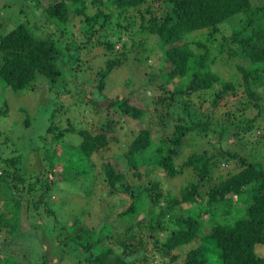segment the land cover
Segmentation results:
<instances>
[{"label":"trees","instance_id":"1","mask_svg":"<svg viewBox=\"0 0 264 264\" xmlns=\"http://www.w3.org/2000/svg\"><path fill=\"white\" fill-rule=\"evenodd\" d=\"M48 1L43 6L40 0L0 3V86L10 91L26 90L28 96L39 95L44 139L51 137L45 148L48 165L44 169L40 163L39 172L26 173L21 171L19 156L3 149L8 138L0 130V232H5L0 264L54 262L36 247L44 233L39 225L46 216L53 217L49 229L53 243L61 249L55 257L58 262L69 257V264H136L139 260L146 264L148 250L144 247L150 238L155 252L168 256L171 264L180 257L172 252L193 241L197 243L185 252L182 264H264V256L257 252L258 245H264V156L243 153L242 146L224 149L222 144L230 137L238 145L248 144L250 134L261 127L262 134L252 143L264 146V2ZM16 4L23 18L9 25L1 13ZM228 24L230 35L222 36L215 48L220 51L223 43L228 44L230 56L243 54L245 60L235 64L239 76L233 73L222 79L211 67L215 60L209 57L207 41L213 43ZM195 31L205 32L204 41L196 40L203 49L200 52L187 40ZM151 37L155 47L146 48L145 41ZM234 44L240 49H231ZM97 46L101 53H92ZM92 56H99V63L90 60ZM133 58L148 69L141 87L156 92L143 107L131 102L130 96L140 90L129 78L117 95L108 97L103 92L106 79L125 69ZM91 78L97 82L90 84ZM208 90L213 91L212 109L196 107L190 96ZM230 96L236 102L229 101ZM102 97L108 100L107 107L119 112L116 124L124 126V121L130 120L138 126L120 155H113L124 170L101 160L97 171L92 161L94 154L101 155L119 141L113 132L115 125L108 121L86 128L78 122L82 112L97 115L104 109L97 103ZM26 104L16 107L26 114ZM149 104L152 110L145 122ZM10 110L8 102H0V118L11 114ZM166 116L172 117L171 131L156 136L151 122L157 121L164 128ZM29 117L26 114L25 125ZM71 135L79 137L77 144L67 139ZM211 135L218 144L215 153L192 151L178 162L177 156L187 144ZM56 144H60L58 150ZM149 150L155 153L153 160L144 158ZM222 159H231L233 168L218 171ZM56 161L65 172L62 178L92 176L87 183L94 185L105 177L107 190L99 194L103 197L100 205L104 200L108 207L112 195L126 201L116 214V222L110 217L94 227L78 215L67 223L59 221L47 199L56 181L43 176L57 171ZM155 172L167 178L181 174L187 178L177 194L165 195L159 180L150 177ZM136 180L140 183L135 186ZM6 182L12 187L22 183L27 192H20L23 200L10 197L9 189L8 196H1ZM41 183L45 184L43 191ZM123 191L125 198L119 194ZM19 247L28 248L21 249L23 252ZM27 253L28 259L21 260L20 254Z\"/></svg>","mask_w":264,"mask_h":264},{"label":"rangeland","instance_id":"2","mask_svg":"<svg viewBox=\"0 0 264 264\" xmlns=\"http://www.w3.org/2000/svg\"><path fill=\"white\" fill-rule=\"evenodd\" d=\"M5 0H0V3H2ZM41 4L40 5H46L48 0H40ZM149 1V0H147ZM146 1V2H147ZM253 3H262L264 0H252ZM11 8H6L2 10L1 15L5 18L6 22H8L9 25H14L17 21L20 20V18H23V14L20 15V10H18V6L16 5H10ZM13 11V12H12ZM10 19L13 20V22H10ZM14 23V24H13ZM230 35V26H225V28L221 29V33L217 34L216 39L213 43H210L207 41V44L210 45L207 47L209 49V57L212 58L214 57V63H211L212 69L218 73V75L222 79H228L230 78L231 74H236L237 76L240 75V72L238 69L235 67L236 62H244L245 56L242 54L239 57L236 58L235 55L230 56L229 51L230 49L228 48L229 45L223 43L221 50L217 51L216 50V45L218 42L223 41L222 36H229ZM140 36H143L141 33ZM138 36L135 37V41L137 40ZM202 40L204 41L205 39V32L203 31H195L190 33L187 36V40L191 43L192 49L196 52L203 51L201 47H198L196 44V40ZM116 40V39H114ZM116 47H118V42H116ZM144 46L146 48H154L155 44L153 43V38L151 37L150 39L145 41ZM240 45L233 47H230L231 49L239 48ZM101 47L97 46L93 48L91 51L92 53H101ZM153 54V50L151 51ZM90 60H93L95 64L99 63V56L91 57ZM163 68L166 70L169 68V64H162ZM148 69H146V65L144 63H139L136 62L135 59L131 60L128 63V66L125 69H119L115 71L113 74L110 75L106 79V85L103 88V92L106 96L108 97H113L117 95L119 91L122 92L124 90V83L126 82L127 78H129L131 81H133L136 86H139V92L137 91L134 93V95H131V102L133 104H136L140 107H143L144 101L149 102L151 100L150 96L154 95L156 92L152 91L149 88H143L141 87V84L144 80L145 77H147L146 72ZM87 75V74H86ZM143 79V80H142ZM97 82L96 78H91V81L89 82L90 84H95ZM1 87V86H0ZM212 90H208L207 92L199 95V94H193L190 97L192 100L195 102L196 107H200L201 109L204 110H210L212 109ZM120 94V93H119ZM0 97L1 100L0 102H8L9 108H11L10 112L11 114H6L1 116L0 118V130L2 131V134H5V136L8 138V143L5 146V149H8L10 151V155L17 154L20 159V167L21 171H24L26 173H37L39 172V166L40 163L42 167L45 169V166L48 165V163L45 161V157L47 156V153L45 152L46 148V143L49 144V141L51 140L50 135L44 139V124L41 121L44 119V116L42 113H44L41 109L42 107L40 106V101H39V95H30L28 96L26 90H21V91H10V90H5L4 88L1 87V92H0ZM150 98V99H149ZM228 100L231 102H236V100L233 99V96L228 97ZM27 102V110L26 114H30L29 120L27 125L24 123V118L26 117V114L21 112L20 110L17 109V107L20 104H24ZM98 105L102 106L104 109H99L97 112V115H91L88 111L86 113L82 112L80 114V120L78 119V122H82V124L86 128H92L94 126L98 127L97 125L102 124L103 122H110L111 126L115 125L114 133H117L119 135V141L111 143L109 146V150H104L101 155L94 154L92 157V161L96 164V170H99L100 166V161L104 160L107 162L113 163L117 168L124 170V166L119 164L117 162V158H114L113 160V155L119 156L121 153V148H123L125 145V142L132 137V131H137L138 126L134 124L130 120H125L124 121V126L121 125V123L116 124L119 120V112L115 111L113 107H107L108 100L106 97L98 98L97 101ZM17 106V107H16ZM148 108V113L147 116L143 118L145 122H147L149 118V114H151L152 110V105L149 104ZM36 107V108H35ZM16 111V113H15ZM28 111V112H27ZM253 114L254 111L250 112V114ZM14 114V115H13ZM172 117L166 116L164 119L167 122V125L164 128H161L157 121L151 122L152 124V132L156 136H160L162 134L166 135L171 131L173 121L171 120ZM41 119V120H40ZM100 122V123H99ZM102 122V123H101ZM66 125V121L62 123V126ZM262 128H258L254 131V133L250 134L251 136L249 137L250 142H246L238 145L234 141L233 138H228L227 140L223 141V148L224 149H234L237 150L238 146H242V152H254V153H259L264 156V146H261V143L258 142L259 144L252 143L253 139H255L256 136L262 134ZM124 132H127L124 134ZM77 135H71L68 136L67 139L71 140L74 144H77L79 139ZM191 145L187 144L188 146L185 147L177 156L178 157V162H181L183 159L186 158L187 154L190 152H202L203 150H206L208 153H215L216 148L218 147V144H216V140L213 135H211L208 138H196L191 141ZM264 142V140H263ZM60 143V142H59ZM47 144V145H48ZM245 144V145H244ZM248 145V146H247ZM58 146L60 144H56L54 148L58 150ZM247 147V148H246ZM44 155V160L42 159ZM144 158L146 160H153L155 158V153L153 150H149L145 153ZM219 161V160H218ZM226 164L227 167H223L222 164ZM233 162L231 159L225 161V160H220L219 165H218V171L224 173L226 172L229 168H233ZM55 170H57L55 173L52 171L47 175V173H44L43 176H46L51 180V182L56 181L55 185L52 187V189L48 192L47 199H48V207L51 206V208H54L56 210L57 216L60 218L59 221L61 220L62 222H69V218L73 215H78V216H83L86 217L84 220L86 224L90 226H98L100 221L102 220L101 224L106 220V218H114L115 222L117 220L116 214L123 210L124 206L126 205V201L124 199H119V196L117 195H112V201L108 207L105 205L104 200L102 201V204L100 205L99 199H103L99 194L102 193L103 191L107 190L106 187V180L105 177H101L100 180H98L94 185L91 183H87L89 179H91L92 176H70V177H61L62 174L65 172L62 169V164L60 161H56L54 163ZM43 171H41L42 173ZM64 172V173H63ZM82 177V178H81ZM151 178L159 180V184L162 188V193H170L172 195L177 194L178 188L181 184H183L186 180V176L184 174L178 175L175 178H167L161 173L155 172L150 175ZM57 178V179H56ZM11 180V179H10ZM135 186L140 183L137 180L134 181ZM143 183V182H142ZM12 183L6 182V188H5V193H2L1 196H8V189L12 192V197L13 199H22V197H19L22 194L26 195L27 192L24 189H22V183L17 182L16 187H12ZM10 186V187H9ZM41 186L43 187L41 190L43 191L45 189V184L41 183ZM18 188V189H17ZM91 189V191H89ZM125 192H120V196L125 198ZM165 194V195H166ZM128 200V199H126ZM163 205V201H161ZM47 207V206H46ZM104 209L106 213L104 212ZM43 211V210H42ZM88 214V215H87ZM143 215H141L142 217ZM204 216V215H203ZM207 218L206 216H204ZM46 219H43L39 225L41 230H44V233L42 232V235L40 237V242L37 243L36 247L37 250L40 249V251L44 250V254L46 257L49 259H54L51 264H69V257H64V259L61 262H58L55 257H57L61 251L60 248L56 246V243H53L51 234L53 235L52 231L49 229V225L54 222L53 217L46 216ZM110 218V219H111ZM140 218V216H139ZM60 221V222H61ZM61 222V223H62ZM123 224H125L123 222ZM47 228V230H46ZM123 227H121L120 232H123ZM50 230V232H49ZM124 234V232H123ZM159 236H162V232H158ZM5 236V232L2 230L0 232V243L3 240ZM197 241L190 242L186 245H183L180 249H176L172 252L174 253H179L180 257L177 259L176 264H182V259L184 258L185 252L192 248L195 247ZM28 248V247H26ZM26 248L19 247V249H24L26 251ZM146 250H148L147 254V262L146 264H171V260L167 256L162 257V255L159 252H155L154 246L152 242L150 241V238H147L145 247ZM9 252H14L13 248L12 250L10 248L7 249ZM15 251H17L15 249ZM23 251V250H21ZM24 252V251H23ZM257 252L260 255L264 256V245H258L257 247ZM20 259L22 260H27L28 259V253L26 256L20 254ZM19 258V257H18ZM17 259V258H16ZM19 260V259H17ZM16 260V261H17ZM143 262L141 260L137 261L136 264H142ZM50 264V263H49Z\"/></svg>","mask_w":264,"mask_h":264}]
</instances>
